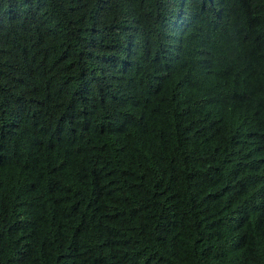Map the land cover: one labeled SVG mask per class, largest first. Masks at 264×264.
<instances>
[{"label":"trees","instance_id":"16d2710c","mask_svg":"<svg viewBox=\"0 0 264 264\" xmlns=\"http://www.w3.org/2000/svg\"><path fill=\"white\" fill-rule=\"evenodd\" d=\"M0 264H264V0H0Z\"/></svg>","mask_w":264,"mask_h":264}]
</instances>
